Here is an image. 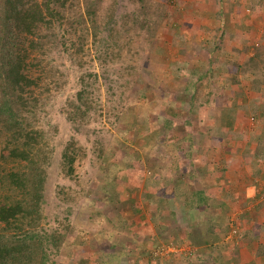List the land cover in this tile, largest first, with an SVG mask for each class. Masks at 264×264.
<instances>
[{"label": "rangeland", "instance_id": "1", "mask_svg": "<svg viewBox=\"0 0 264 264\" xmlns=\"http://www.w3.org/2000/svg\"><path fill=\"white\" fill-rule=\"evenodd\" d=\"M100 1L106 23L98 35L79 37L68 28L67 16L78 17L85 4L71 0L75 9L65 12L62 28L56 23L48 29L52 39L43 51L51 68L47 78L59 79L61 92L53 93L42 120L53 147L42 226L48 235L63 237L60 248L49 249V262L215 264L213 257H197L195 247L181 240L187 222L197 220L182 197L153 208V201L166 194L155 183V171L172 165L181 147L176 138L199 144L201 124L219 132L202 140L209 162L218 157L213 149L224 156H264V81L254 85L231 72L238 56L264 49V0H145L148 12L168 15L160 25L150 16V30L131 15L144 1ZM191 82L198 87L189 89ZM72 103L82 108L73 120V110L66 111ZM72 142L77 153L71 172L63 154ZM12 154L1 149L0 159ZM233 162L236 168L239 162ZM253 167L248 163L242 169L251 173ZM263 173L252 178L260 192ZM172 211L176 222L169 218ZM151 216L157 244L149 234L153 229L141 222ZM238 220L229 223L241 226ZM237 226L233 233H239ZM139 232L145 236L138 237Z\"/></svg>", "mask_w": 264, "mask_h": 264}, {"label": "trees", "instance_id": "2", "mask_svg": "<svg viewBox=\"0 0 264 264\" xmlns=\"http://www.w3.org/2000/svg\"><path fill=\"white\" fill-rule=\"evenodd\" d=\"M92 1L85 0L84 13L78 17L67 16L68 28L79 37L98 35L97 29L106 23L101 1ZM141 1L143 5L131 15L143 19L144 29L150 30L153 25H149L150 16L159 25L168 18L166 12H148L149 4ZM149 3L153 6L152 1ZM74 4L71 0H0V151L13 153L9 159H0V264H50L49 249L60 248L63 242V237L48 235L42 226L44 183L53 154L42 120L53 93V97L61 93L60 80L47 78L51 68L46 63L47 51H43L52 39L48 29L56 23L62 28L65 12L74 10ZM245 54L246 58L240 55L231 62V72L243 75L254 85L263 83L264 49L255 48L253 56ZM191 87L197 88L198 83L191 82ZM78 98L84 100L81 91ZM79 107L76 103L67 106L68 115L73 110L72 120L81 113ZM76 153L72 142L63 154L71 172ZM209 222L213 226L212 218Z\"/></svg>", "mask_w": 264, "mask_h": 264}, {"label": "crops", "instance_id": "3", "mask_svg": "<svg viewBox=\"0 0 264 264\" xmlns=\"http://www.w3.org/2000/svg\"><path fill=\"white\" fill-rule=\"evenodd\" d=\"M241 76L243 77V75ZM234 109L231 107V111L234 112ZM211 133L213 136L214 134L219 135V132L211 131L210 126L201 124L197 132L199 144L195 143L196 146L192 145L189 138L188 141L175 139L181 144V147L179 144L176 145L179 147L177 157L173 158L172 165L165 163L163 169L159 167L160 170L155 171V183L159 184L163 191H166V194L161 197L157 196L158 193L156 194L158 199L153 201V208L155 207L157 210L164 201L173 202L175 196L184 199V204L191 209L189 213L193 212V216L197 215V220L187 222L181 240L185 244L191 245L190 247H195L197 257H213L212 261H216L215 264H263L264 207L260 210L256 209L264 202V195H259V193L264 192L257 190L258 186L254 184L252 178L257 172H264V156L245 158L241 153L236 152L226 153L224 156L223 151L218 152L220 149H213L212 154L217 152L218 157L211 163L202 151L205 145L202 140H206ZM173 140V138L170 139V144L173 143ZM197 154L198 157L195 156ZM234 160L239 162L236 168L233 165ZM181 162H186V165L183 167ZM248 163L254 166L251 173L242 169L247 167ZM183 193L188 198H185ZM195 193L197 196L194 195ZM210 205L214 209V214H210L208 211ZM175 214L174 211L170 214L171 222H176L173 218L177 215ZM210 218L213 219V226L210 223V228H208L206 223ZM235 218L236 220L239 219L237 222H240L241 226L235 225V222L234 224L229 223ZM154 220L156 219L151 216V218H145L141 222L144 223L145 228L153 229V233L149 234L157 239L155 242L157 244L159 239L154 234ZM234 226H237L239 233H233ZM213 227H216L217 230ZM139 236H145V233L139 232ZM138 237L136 236L135 240L138 241ZM177 238L179 237H176V242ZM141 247L140 251H145L143 244ZM205 249H210V254H207ZM173 262V260L161 259L159 264H172ZM150 264L152 263L150 262Z\"/></svg>", "mask_w": 264, "mask_h": 264}]
</instances>
